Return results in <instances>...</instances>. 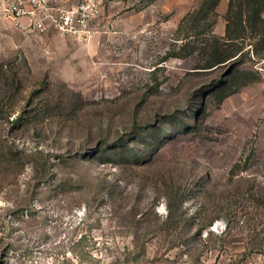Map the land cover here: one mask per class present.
<instances>
[{"label": "rangeland", "instance_id": "obj_1", "mask_svg": "<svg viewBox=\"0 0 264 264\" xmlns=\"http://www.w3.org/2000/svg\"><path fill=\"white\" fill-rule=\"evenodd\" d=\"M9 1L0 264H264V60L250 39L256 79L220 99L207 90L230 63L196 69L202 44L175 56L200 0H51L97 10L87 40L26 35Z\"/></svg>", "mask_w": 264, "mask_h": 264}, {"label": "trees", "instance_id": "obj_2", "mask_svg": "<svg viewBox=\"0 0 264 264\" xmlns=\"http://www.w3.org/2000/svg\"><path fill=\"white\" fill-rule=\"evenodd\" d=\"M220 1L200 0L186 15L179 25L182 45L175 56L180 51L191 53L198 44H202L201 53L205 54L206 60L196 69H210L230 63L228 80L217 79L207 90V93L224 99L238 87L256 79L258 74L242 68V58L245 56L243 42L246 39H250L247 45L252 53L259 60H264V0H229L224 16L226 29L223 38L212 34ZM102 151L99 149V152Z\"/></svg>", "mask_w": 264, "mask_h": 264}, {"label": "built area", "instance_id": "obj_3", "mask_svg": "<svg viewBox=\"0 0 264 264\" xmlns=\"http://www.w3.org/2000/svg\"><path fill=\"white\" fill-rule=\"evenodd\" d=\"M2 13L26 35L56 34L62 38L87 40L93 34L91 19L98 12L84 3L63 8L51 0H10L2 7Z\"/></svg>", "mask_w": 264, "mask_h": 264}]
</instances>
